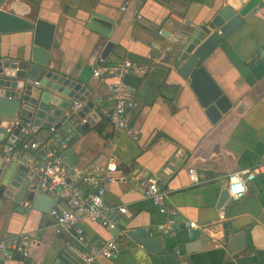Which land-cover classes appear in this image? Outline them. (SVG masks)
Instances as JSON below:
<instances>
[{
  "label": "crops",
  "instance_id": "1",
  "mask_svg": "<svg viewBox=\"0 0 264 264\" xmlns=\"http://www.w3.org/2000/svg\"><path fill=\"white\" fill-rule=\"evenodd\" d=\"M27 1L36 7V18L55 26L49 68L76 75L84 64H94L111 41L114 49L96 69L125 59L144 69L142 74L121 80L126 99L136 104L126 113L136 138L115 131L104 116L80 131L83 121L76 115L83 104L75 108L73 103L65 112L71 118L67 122L71 133L34 128L18 145H12L10 156L14 153L16 158L9 156L10 162L30 165L34 151L29 146L37 140L59 156L66 147L72 150L74 175L61 167L70 186L82 193L92 190L81 182L83 176L115 179L105 185L103 202L114 210L126 207V214L114 212L119 230L108 231L87 220L77 222L92 246L109 239L118 244L115 257L93 264H264V172L247 184L241 200L217 208L229 174L264 165V17L245 21L204 61L221 91L220 106H230L212 124L188 84L171 69L168 49L189 23L206 24L222 5H233L235 0ZM93 13L108 20L103 22L110 29L108 38L87 28ZM31 36V32L0 34V56L9 54L12 46L26 48ZM118 82L109 74L89 82L88 99H96L94 108L102 114L114 105V100L108 99L109 86ZM6 144L7 140L0 142L2 155L8 152ZM110 155L117 165L113 173L106 169ZM188 168L196 170L197 185L190 184ZM30 169L34 171V166ZM148 179L166 194L165 206L177 212L169 236L156 231L164 216L143 196ZM30 182L41 193L36 172ZM48 196L55 200L52 208L68 206L60 190ZM24 207L0 216V244L25 236L31 242L30 254L23 258L13 253L7 259L0 250V264H82L71 249L76 244L73 229L57 233L49 212L36 211L26 203ZM188 222L199 228L187 229ZM136 229H143L155 243L151 250L126 236L128 230ZM193 231L198 232L190 237Z\"/></svg>",
  "mask_w": 264,
  "mask_h": 264
},
{
  "label": "water",
  "instance_id": "2",
  "mask_svg": "<svg viewBox=\"0 0 264 264\" xmlns=\"http://www.w3.org/2000/svg\"><path fill=\"white\" fill-rule=\"evenodd\" d=\"M36 15V7L27 0H0V34H32L26 48L22 44L12 46L9 54L0 56V142L7 140L4 149L18 145L26 137L20 132L21 126L13 128L10 134L6 133L9 123L17 119L30 122L33 128L63 129L71 133L67 124L71 118L65 112L72 109L75 102L83 104L76 115L83 121L80 131H85L103 117L101 110L94 108L96 99H88L87 86L93 79V71L112 52L114 44L107 41L98 60L91 66L84 64L76 75L61 74L49 68L55 26L36 18ZM254 16L264 17V0H235L233 5H222L206 24L189 23L188 29L182 30L168 49L167 62L171 69L188 84L212 124L218 122L230 106H220L221 91L204 68V61L224 39ZM107 21L93 13L86 25L108 38L110 29L103 24ZM161 34L166 35L164 31ZM9 156L10 152L0 154V216L18 208L25 210V203L36 211L49 212L55 200L39 193L36 184L31 185L32 164L10 162L6 160ZM60 158L61 164L73 176L76 158L72 150L64 148ZM231 201L224 188L217 208H225ZM118 230L119 227L115 229ZM197 232L193 231L189 236ZM126 236L144 249L151 250L155 244L143 229L128 230ZM224 236H227V230Z\"/></svg>",
  "mask_w": 264,
  "mask_h": 264
},
{
  "label": "built area",
  "instance_id": "3",
  "mask_svg": "<svg viewBox=\"0 0 264 264\" xmlns=\"http://www.w3.org/2000/svg\"><path fill=\"white\" fill-rule=\"evenodd\" d=\"M128 1L124 2L126 6ZM122 10L125 7L121 8ZM138 19L140 17L138 16ZM144 69L133 64L131 61L125 59L118 62L116 65L109 68L95 69L93 71V78L98 79L104 74L117 78L118 83L109 86L108 99L114 100V105L103 112V116L112 125L115 131L125 134L128 137L136 138L137 132L129 127L126 120L127 111L131 110L136 104L127 100L124 90L122 88L121 80L130 74H142ZM75 108H80L79 102L74 103ZM21 126L20 132L25 136L31 134L34 128L30 122L22 120H15L7 127L6 133L10 134L12 129ZM30 149L39 152L40 155H33L31 164L34 166V172L39 176V190L42 194L50 195L56 190H60L61 197L68 199V206L63 207L55 205L50 211L49 216L54 221L55 231L61 233L73 229L76 235V244L71 247L73 253L81 260L82 264H93L98 259H112L118 254L119 248L115 239H109L98 247L90 244L84 236L83 231L77 227L79 220H87L90 222H97L108 231L115 230L118 224L116 219H113L114 212L119 214H126L125 206H120L116 210L107 207L103 202L105 194V185L115 181L114 178L105 176L98 179L94 176H83L81 182L89 186L92 190L84 194L78 187L70 186L68 182V175L64 168L61 167V158L57 151L44 142L34 141L30 144ZM8 152H13V147L10 145ZM10 158L14 160L13 153ZM6 160H9L7 158ZM117 165L115 163L114 155L109 156L108 165L106 167L108 172H115ZM264 172V165H258L252 170H240L233 172L227 177L226 191L228 197L232 201L241 200L247 193V184L252 182L257 174ZM188 179L190 184L197 185L198 177L194 168L187 169ZM142 193L145 199L150 200L153 204L158 206V211L164 216V221L156 226V231L162 236H169L172 234L174 219L177 212L171 208H167L164 204L166 194L162 192L156 182L148 179L143 186ZM199 228L194 222H188L187 229ZM31 242L27 237L22 236L14 238L9 242L1 243L0 250L3 255L9 259L13 253L20 254L23 258H27L30 254ZM180 255L179 251L175 252Z\"/></svg>",
  "mask_w": 264,
  "mask_h": 264
},
{
  "label": "trees",
  "instance_id": "4",
  "mask_svg": "<svg viewBox=\"0 0 264 264\" xmlns=\"http://www.w3.org/2000/svg\"><path fill=\"white\" fill-rule=\"evenodd\" d=\"M34 154H35L36 156H39V155H40V153H39V152H35Z\"/></svg>",
  "mask_w": 264,
  "mask_h": 264
}]
</instances>
